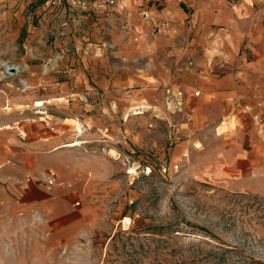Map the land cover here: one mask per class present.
<instances>
[{"label":"crops","instance_id":"0c3cea01","mask_svg":"<svg viewBox=\"0 0 264 264\" xmlns=\"http://www.w3.org/2000/svg\"><path fill=\"white\" fill-rule=\"evenodd\" d=\"M56 4L42 28L29 30L21 71L0 65V182L19 186V205L54 220L86 219L90 205L71 202L79 186L87 197L86 186L62 154L86 141L52 133L76 119L84 122L77 137L92 125L130 128L142 102L169 112L185 132L202 133L207 176L236 184L264 175V0ZM177 89L185 99L173 113L165 99Z\"/></svg>","mask_w":264,"mask_h":264},{"label":"rangeland","instance_id":"374dc122","mask_svg":"<svg viewBox=\"0 0 264 264\" xmlns=\"http://www.w3.org/2000/svg\"><path fill=\"white\" fill-rule=\"evenodd\" d=\"M56 6L0 0L3 70L5 62L25 63L29 30L42 28ZM140 105L130 128L92 125L77 137L84 122L76 119L51 132L67 143L86 141L62 153L86 186V198L81 186L71 196L72 204L90 205L86 219L54 220L25 208L16 202L19 186L0 182V264H264V175L236 184L207 176L199 165L202 133L185 132L156 105Z\"/></svg>","mask_w":264,"mask_h":264},{"label":"built area","instance_id":"2783aa9c","mask_svg":"<svg viewBox=\"0 0 264 264\" xmlns=\"http://www.w3.org/2000/svg\"><path fill=\"white\" fill-rule=\"evenodd\" d=\"M61 0H52L53 4H56ZM76 4L78 7L84 8L88 5L90 0H75ZM110 3H114V0H108ZM74 4L70 2V6H73ZM195 95H199V91L195 92ZM185 99V92L182 89H177V90H168L166 99H165V105L166 108L173 112V113H179L182 112L183 110V103ZM51 130H55V126L50 127ZM55 183V178H51L49 180V184H54ZM79 204V202H77ZM132 223V220L128 218V221L126 222L127 226H130Z\"/></svg>","mask_w":264,"mask_h":264},{"label":"bare ground","instance_id":"6f19581e","mask_svg":"<svg viewBox=\"0 0 264 264\" xmlns=\"http://www.w3.org/2000/svg\"><path fill=\"white\" fill-rule=\"evenodd\" d=\"M3 66H4V69L6 70V72L7 71H9V72H7V73H16V72H20V67L18 66V65H15V64H11V63H7V62H5V63H3ZM11 66H14L15 68H16V70H15V72H12L11 70H10V67ZM80 144V142H76V143H74V144H69V145H66V146H68V147H73V146H78ZM128 221V219L126 218L125 219V222H127Z\"/></svg>","mask_w":264,"mask_h":264},{"label":"water","instance_id":"95a60500","mask_svg":"<svg viewBox=\"0 0 264 264\" xmlns=\"http://www.w3.org/2000/svg\"><path fill=\"white\" fill-rule=\"evenodd\" d=\"M10 70H11L12 72H15L16 68H15L14 66H11V67H10Z\"/></svg>","mask_w":264,"mask_h":264}]
</instances>
